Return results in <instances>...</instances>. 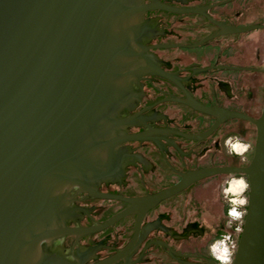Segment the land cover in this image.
I'll use <instances>...</instances> for the list:
<instances>
[{"label":"water","instance_id":"1","mask_svg":"<svg viewBox=\"0 0 264 264\" xmlns=\"http://www.w3.org/2000/svg\"><path fill=\"white\" fill-rule=\"evenodd\" d=\"M0 264H264V0H0Z\"/></svg>","mask_w":264,"mask_h":264}]
</instances>
